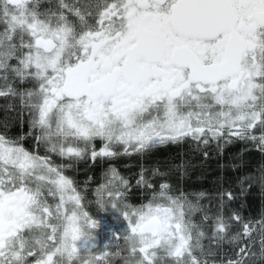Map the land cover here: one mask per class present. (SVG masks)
<instances>
[{
  "label": "snow or ice",
  "instance_id": "1",
  "mask_svg": "<svg viewBox=\"0 0 264 264\" xmlns=\"http://www.w3.org/2000/svg\"><path fill=\"white\" fill-rule=\"evenodd\" d=\"M0 100V264H264V163L209 194L146 162L264 158V0H0Z\"/></svg>",
  "mask_w": 264,
  "mask_h": 264
},
{
  "label": "trees",
  "instance_id": "2",
  "mask_svg": "<svg viewBox=\"0 0 264 264\" xmlns=\"http://www.w3.org/2000/svg\"><path fill=\"white\" fill-rule=\"evenodd\" d=\"M3 103L4 101L0 100V104ZM2 116L3 113L0 112V118ZM158 154L159 158L156 160L162 166V170H165L164 165H171L172 162H178L181 159L187 162L188 168L184 175L175 171H172L170 175L171 183L175 188H182L186 192L203 191L209 194L216 190L222 178L236 175L231 167L233 164L244 169H257L260 164L264 163V158L257 151H249L248 147L241 143L229 145L222 155L218 154L213 147L208 159H204L201 153L193 152L188 144H170L168 148H164ZM221 165H225V167H221ZM247 199L250 207L246 210L245 215L251 212L253 216H257L261 207L264 206V193L259 187H256ZM135 202L139 203L138 197L135 198ZM204 203H207V200Z\"/></svg>",
  "mask_w": 264,
  "mask_h": 264
},
{
  "label": "flooded vegetation",
  "instance_id": "3",
  "mask_svg": "<svg viewBox=\"0 0 264 264\" xmlns=\"http://www.w3.org/2000/svg\"><path fill=\"white\" fill-rule=\"evenodd\" d=\"M168 147L169 145L163 146V147H160L154 150V152L148 158H146V162L149 164H158V161L156 160L157 158H159L158 152ZM116 164L120 168L121 172L128 174V172H135L137 170L136 165H138V159L137 158H132V159L121 158L120 160L116 161ZM126 166H131V167H126ZM79 169H80V172H79V175L77 176L79 180L83 181L86 178L85 173L95 174L97 179H99L100 172H101V169L99 166H96L95 168H92V169H88L87 165L81 163L79 165ZM69 174L72 175L73 173L70 172ZM92 187H95V185H93ZM89 198H91V196ZM91 212L94 217H99L102 220V227L100 229L101 237H106L108 235V232H107L108 228H113L115 230V229H119V227L121 226L120 222L114 221L112 219V215L110 213H105V212L98 213L95 206L91 208ZM101 244H103V239H101Z\"/></svg>",
  "mask_w": 264,
  "mask_h": 264
}]
</instances>
